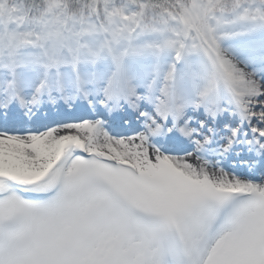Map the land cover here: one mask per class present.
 <instances>
[{"label":"snow or ice","instance_id":"6c2138e0","mask_svg":"<svg viewBox=\"0 0 264 264\" xmlns=\"http://www.w3.org/2000/svg\"><path fill=\"white\" fill-rule=\"evenodd\" d=\"M0 264H264V0H0Z\"/></svg>","mask_w":264,"mask_h":264}]
</instances>
